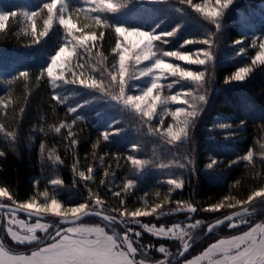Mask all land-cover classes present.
Listing matches in <instances>:
<instances>
[{"label":"trees","instance_id":"obj_1","mask_svg":"<svg viewBox=\"0 0 264 264\" xmlns=\"http://www.w3.org/2000/svg\"><path fill=\"white\" fill-rule=\"evenodd\" d=\"M49 1L0 0V11L17 13L0 29V187L7 188L11 199L18 203L36 200L44 194L56 195L66 203L97 198L103 207L94 209L114 215V209L135 210L160 204L157 213L139 219L156 225L180 220L192 224L207 222L190 234L194 250L183 256H179L181 243L176 238L154 236L142 229L139 236L130 232L137 257L152 262L165 258L163 261L168 264H180L216 239L242 231L225 223L205 234L213 218L225 215L238 205L237 201H247L254 191L264 188V65L252 66L250 55L237 54L249 36L256 32L264 34V0H237L219 18V29L213 23L209 25L211 22L203 16L195 18L209 29L207 39L211 38L210 48L217 52V57L206 65L186 64L194 71L205 72L204 88L193 82L173 86L179 91L194 90V96L188 97V111L192 110L191 104L201 103L193 97L204 94L206 102L189 129L188 138L171 143L157 128L158 119L123 112L120 103L114 101V107H109L108 97L98 90L70 85L64 90L65 95L56 91L45 68L61 44L63 32L55 25L45 38L38 36L47 18L43 5ZM65 1L71 9L81 4V0ZM171 1L178 6L186 3ZM26 11L39 13L35 17L36 37L25 18ZM94 14L102 17L100 25L95 23L94 15L87 19L79 13L75 19L81 27L87 25L85 31L95 33L100 56L96 63L103 69L116 59L115 25L167 31L179 23L185 25L187 18L163 1H139L125 9ZM199 29L192 20L163 46L168 51L184 52L203 47V43L185 44L189 39L200 38ZM238 39L242 43L234 44ZM241 66H252L253 71L244 81L225 83ZM21 72L28 76L21 77ZM54 95L60 100L53 99ZM70 107L75 112L70 113ZM221 124L227 128H221ZM105 130L110 133L107 141L102 135ZM113 130L119 131L111 135ZM132 145L137 146L136 151H132ZM248 151L253 153L251 161L242 159ZM129 155L148 163L133 166L127 161ZM170 179L182 181V187L169 185ZM52 180L61 183L53 185ZM128 180H133L134 185L126 189ZM117 192L120 195H114ZM217 204L223 207L211 210ZM183 205L196 211L183 209ZM248 206L251 211L246 216L250 221L245 228L264 220V199L255 198ZM51 218L43 219L53 222ZM111 224L124 231L120 224ZM3 240V248L11 253L34 249L32 242H17L6 232ZM159 246L168 253H160Z\"/></svg>","mask_w":264,"mask_h":264},{"label":"snow or ice","instance_id":"obj_2","mask_svg":"<svg viewBox=\"0 0 264 264\" xmlns=\"http://www.w3.org/2000/svg\"><path fill=\"white\" fill-rule=\"evenodd\" d=\"M183 2V0H182ZM95 5L99 3L102 7L99 9H93L95 11H116L118 6L112 3V0H92ZM186 3L191 5V7L197 13L202 14L207 20L215 24V27L219 29L221 27L218 19L222 16L224 10L228 9L233 3V0H215L214 6H209V0H205L204 4L193 3L192 0H186ZM43 9L47 11V18L43 21V31L38 33L39 37H44L48 34L53 26L54 17L58 16L59 25H61L68 36L73 37L75 46L83 47L89 41L95 40V33L84 34V32L78 28L77 24L73 22L72 17L65 15V8L61 4V0H50V2L43 5ZM39 13L37 11L25 12L24 15L27 17L28 21L32 25V34L34 37L37 36L36 21L35 17ZM17 15L16 12L6 13L0 12V29L5 28V22L9 20L10 16ZM95 23L100 25L102 17L96 15L94 17ZM176 29L172 32H165L156 34L155 32H146L140 29H129L124 26H115V32L123 37L125 42L122 46L121 40H117L115 49L119 57L118 60V74H112L111 79L117 82L119 85V96H114L112 99L123 101L125 107H132L137 112H139L143 117L151 120L157 113V105L167 104L168 102H176L188 104V100H181L182 95L191 96L190 92L181 93L177 92L174 95H169L161 98L160 92L163 88H172V83L167 85L161 83L162 80L167 77H176L179 80H187L195 83L198 88H204L205 84V72L204 71H193L188 68L182 67L178 63H171L163 58H159L157 53L153 51L154 42L163 41L167 42L166 37H171L175 34ZM75 32H80V35H74ZM131 37H135L132 40ZM195 41L189 40L185 41V44L194 43ZM202 43L211 46L212 40L204 39ZM242 43V40L238 39L234 44ZM75 46L70 51L68 45L61 46L56 54L51 58V62L46 68L47 76L52 79L53 87H56L55 81L63 80L64 82L75 83L82 86H86L92 89L103 90V82H97L92 79L91 82L80 76L79 78H73L71 80H66L64 78V69L67 64L71 61V58L75 56L76 50ZM253 47L259 48L255 55L251 59V65L256 66L264 65V38H261L258 45L255 40L252 42ZM245 48L241 47L238 54L245 53ZM164 57L175 58L176 60L186 62L187 64L195 65H206L214 59L213 52L208 49L197 51L196 53H188L182 51H166L162 54ZM195 56V58H193ZM203 57V58H201ZM129 61H134L135 65H140L142 62L154 61L149 66H145L139 69L138 74L136 71L131 73V78H142L151 75L152 82L149 87L143 89L138 95H127L125 99V87H126V76L129 75ZM252 66L239 67L231 76L227 77L225 83L244 81L249 74L253 71ZM21 77H27V72H21ZM53 99L60 100L58 95H54ZM194 100H198L199 106L193 103L190 105L191 111H187L184 107H177L175 111L171 113V116L178 118L181 114H184L185 119L180 122L182 126H175L170 124L164 133L169 138V142H182L186 140L189 136V129L194 125L196 118L200 110L202 109L204 103L206 102V95L202 94L198 97H193ZM75 108L70 107L68 111L70 113L75 112ZM78 118V117H77ZM221 128H227V125L221 124ZM60 128L56 131L60 132ZM119 130H113L114 132ZM9 135H11L9 133ZM103 138L107 141L110 137V133L105 130L103 133ZM132 151L137 150L136 145L131 146ZM3 153L0 152V156ZM253 157L252 151H248L247 155L242 159L251 161ZM127 161L133 166L146 165L147 161H142L139 158H135L132 155L127 156ZM215 161L208 165L211 169ZM183 167V165H181ZM92 171L91 168L88 170ZM80 176L83 177L84 173L81 172ZM53 185H58L61 183L60 180H52ZM169 185L174 186L176 189L182 187V181L176 179H170L167 181ZM134 185L133 180H128L125 188H131ZM114 195H120V193H115ZM0 197H8L11 199L9 191L5 187H0ZM255 198H264V188L254 191L248 196L247 201H237V204H246L252 202ZM95 203L99 205L101 201L96 199ZM123 203V202H122ZM233 207L234 205H229ZM20 209L31 214H46L52 213L57 216L67 217L71 214L72 222L78 220L82 215L89 214L88 205L86 203H80L77 206L68 207L65 211H62V205L60 201L56 198H52L49 203L38 204L35 200L31 202H26L21 204ZM223 207L222 204L215 205L211 210L215 211ZM161 209L160 204H156L150 211L142 210L137 208L131 212H122L121 216L131 217V222L140 224L139 217L149 216L157 213V210ZM191 212H195L196 209L189 206ZM248 209L244 208L243 212H247ZM15 212H12V216H15ZM99 215V213H96ZM163 214L162 212L160 213ZM241 215V213H233L232 217H226L228 220H232L235 216ZM106 220H115V217H104ZM16 223L15 220L12 221ZM23 224V221L20 222ZM199 221H197V224ZM222 223V221H217V224ZM236 224H229V227H237ZM36 227H43L39 223ZM143 227L149 232L154 233L156 236H169L175 235L173 229H168L167 231L161 227L156 229L155 227H149L148 225H143ZM178 227V226H177ZM214 226H209L211 231ZM132 232V229H128V233ZM9 233L12 235L13 239H16V233L12 232L9 228ZM128 233H125L123 237H118L116 235H106L103 229H88L82 227H69L64 230H58L53 239L55 243H49L45 247L39 248L37 251H33L30 256H17L6 252L3 245L0 244V264H137L134 259V254L137 249L133 247L132 241L129 239ZM139 236L140 233H135ZM32 239H35L34 237ZM120 243H117V240ZM17 242L23 243L24 241L18 240ZM126 246L127 251L122 250ZM188 244H184L183 247L186 250ZM166 250L164 247L159 248L160 253H164ZM183 255V252L180 253ZM205 256L210 258L212 264H264V225H256L250 231L245 232L243 235L234 236L231 239H221L216 243H213L208 250L204 253ZM219 257V259H216ZM140 264H143L141 261ZM188 264H194L193 261H189Z\"/></svg>","mask_w":264,"mask_h":264},{"label":"rangeland","instance_id":"obj_3","mask_svg":"<svg viewBox=\"0 0 264 264\" xmlns=\"http://www.w3.org/2000/svg\"><path fill=\"white\" fill-rule=\"evenodd\" d=\"M139 1L140 2L141 1H157V2H162L163 1L165 4H167L169 6L171 4L172 8L177 9L182 17H187L186 19H184L185 25H183V23H179L175 28H173L171 30H167V31H158L155 28L146 29V28H143V27H131V26H127V25H115V26H124V27L129 28V29H140V30H143V31H146V32H155L156 34L165 33V32H172L174 29H176L175 34L173 36L165 38L167 40V42H168L172 37L178 36L180 33H182V29L186 26V24L188 22H191L192 20H195L197 22L198 26L201 27V29H199V32H200L201 35H200V38H198V39H189V40L195 41L193 44H195V43L196 44H200V43L202 44V41L204 39H207V34H208L209 29L207 28L206 25H203V24L199 23V21H198V20H200L199 18L197 20L195 19L196 17H198V16L202 17L203 15L200 14V13H197L196 11H194V9L191 7V5H189L187 3H182L181 6H178L176 4H172L171 0H112V3L117 5L118 9H125V8L129 7L130 5H132V4L136 3V2H139ZM236 1L237 0H233V3H235ZM192 2L194 4L195 3L204 4L205 0H192ZM61 4L65 8V15L66 16L70 15L72 17L73 22L77 24L78 28L81 29L84 32V34H89V32L85 31L88 27H86L87 25L82 26V27L79 25V23L75 19L76 14L79 15V13H80L82 15H85V17L87 19H90V17H92L93 15L95 16V14H94L95 10H93V9H99V8L102 7L99 3H96L94 5L92 3V0H81V4L79 6L73 7L72 9L68 6V4H67V2L65 0H61ZM214 4H215V0H209V6H214ZM231 5L229 6V8L231 7ZM228 9H226V10H228ZM226 10H224V12ZM0 12H2V11H0ZM26 12L30 13L32 11H26ZM96 12H101V11H96ZM46 13H47V11H46ZM97 15H99V14H97ZM58 16H59V13L57 14L56 17H54L53 26L50 29V31L48 32V34L52 31V29H53V27L55 25L56 26L59 25ZM25 18H27V17H25ZM209 22H211V21H209ZM29 25H31L30 21H29ZM209 25H212V22ZM59 26L58 27L61 28V30L63 32V35L61 37V44L54 51V53L50 56L49 61H48V65L51 62V58L56 54V52L59 50V48L61 46H64V45L67 44L70 51L75 46L73 37L68 36L67 33H66V30L61 25H59ZM115 26H114V28H115ZM195 28L191 29V31H190L191 36H193L192 34H193V30ZM47 35H45L43 38H45ZM74 35H80V32H75ZM117 37H118L117 40H121L122 46H123V44L125 43L123 41V37H120L118 34H117ZM261 38H264V34L260 33V32H256L254 35L249 36L246 40H244V44H243L244 46H240V48L243 47L246 50L245 53H242V54H245L247 56L248 55L251 56L250 57V62H251L252 57L255 55L256 51H259L258 46L257 47H253L252 46V42H253V40H255L257 45H258V43H259ZM131 39L135 40L136 38L135 37H131ZM166 43L163 42V41L154 42L153 51H155L157 53V56L159 58L165 59L168 62L178 63L182 67H185V68H188L190 70H193V69L187 67V65H186L187 63L186 62L176 60L175 58L164 57L162 55L163 52L168 51V50L165 49L166 47L163 46V44H166ZM204 49L211 50L209 45L204 44L203 47H197V48L195 47V48L191 49L190 51H185V52L194 54L197 51L204 50ZM75 50H76L77 54L71 58V61L67 64V67L64 69V78L66 80H71L74 77L75 78H79L80 76H83V78H85L89 82H91L92 79H95L97 82L102 81L103 82V90H100V89H93V90H96V91L98 90V91H100V93L104 94V96L108 97L107 99L110 101L108 103L109 107H114V105H115V104H113V101H114V103L115 102L120 103L121 110H123V112H126L128 114L130 113L133 116H142L134 108H132L130 106L129 107H125V105L123 104L122 100L118 101V100L112 99V97L120 95L118 83L114 82L111 79V75L112 74H118V60H119V57H118V54H117V50L115 48H114V53H115V56H116L115 58L116 59H115V61L112 64L109 65V67H107V69H103V67H102V65L100 63H96L97 59L100 57L99 54L97 53L96 39L93 40V41H89L83 47L75 46ZM171 51H181V50L173 49ZM211 51L213 52V56H214L213 60H215L216 57H217V52L215 54L214 50H211ZM182 52H184V51H182ZM93 57L95 58L94 61H91L89 63V61H87V60H89V59H91ZM193 58H195V56H193ZM201 58H203V57H201ZM212 61H210V62H212ZM152 62H154V61H146V62H142L140 65H135L134 61H129V65H128L129 66V75L126 76L125 99H126L127 95H138V94L141 93V91L143 89H146L147 87L150 86V84L152 82L151 75H148V76H145V77H142V78L132 79L131 78V73L133 71H136L137 74H138L139 69H141V68H143L145 66H149ZM258 65L259 64H257L256 66H258ZM47 66H46V68H47ZM241 67H244V66H241ZM182 82H191V81L179 80V78H176V77H167L166 79L161 81V83H163L165 85H167L168 83H172L173 86L175 84H177V83L180 84ZM55 84H56V87H55L56 91L58 93L62 94V95L66 94L64 90H66V88L68 86H70V85L79 86V84L64 82L63 80H57V81H55ZM173 86H172L171 89H168L167 87H165V88H163L161 90L160 95H161L162 99L164 97H166V96L174 95L177 92H181V93L189 92V91L174 90ZM84 87H86V86H84ZM193 91L194 90L190 91V93L194 96V94H193L194 92ZM188 97L189 96H187V95H182L181 96V100L187 99L188 102H189V98ZM177 107H184L188 111L189 105L183 104V103H176V102H168L167 104H164V105H161V104L157 105V113H156V115H154L152 120L158 119L159 124L157 125V128L162 133H164V129H166L168 127V125H170V124L174 125V127L175 126H182V124L180 122H182L185 119L184 114H181V116L178 117V118H174V117L171 116V113L173 111H175V109ZM52 198H56L58 201H60V203L62 205V209H61L62 211H65L68 207L77 206L80 203H86L88 205V209L102 208L103 207V202L101 200H100L101 203L99 205H97L95 203L97 198L92 199L90 201H84V202H79V203H66V202H62L61 199L59 200L58 196H56V195L53 197V195L51 196L50 194H44V195H41L40 197H38L35 201L38 204L49 203ZM262 199H264V198H262ZM0 203H17V204L21 205V204L26 203V202L18 203V202L13 201L12 199H9L8 197H0ZM250 203H252V202H249V203H246V204H238L231 211L239 209V208H242V207H244L246 205H249ZM153 207H155V205L149 206V207H145V208H140V209L150 211ZM182 208L186 209V208H189V206L188 205H183ZM114 211L117 213V215L121 219H123L125 222H127L130 225V229H132V232L140 233L139 229L146 230L143 227V225H145V223H143V221L140 220L139 218L138 219L140 220L141 223L140 224H136V223H132L131 222V219H132L131 217L121 216L122 212H131L133 210L114 209ZM48 214L55 215V214H52V213H48ZM68 216H71V214L69 213ZM215 218H218V216H216ZM215 218H213V220ZM54 219L55 220H53V218H51V221H53V222H50V221H47V220H45L43 218L34 219V218H31V217H22L21 215H19L17 213L13 217L12 216V211L3 210L2 212H0V244H2V245L4 244L3 233L6 232L7 234H9L12 237V235L9 233V228H11L12 232L16 233V239H13V240L24 241L23 243H27V244L32 242L31 246L34 248V249H31L30 251L21 252V253H11V252L7 251L6 249H4L6 252H8V253H10L12 255H17V256H30L33 251H37L39 248L45 247L49 243H55L56 242L55 240L49 239V238L50 237H54L58 230H64V229H67L69 227H82V228H88V229H103L104 234H106V235H116L118 237H122V234L124 233V231H122V232L118 231L111 224V222L105 221L103 219H99L98 220V219H94V218H89V219L87 218V219H84L81 222H78V223L72 224V225H67V226H62L58 222L57 218H54ZM2 220H3V222H2ZM13 220H15L16 223H13L12 222ZM21 221H23V224L20 223ZM249 221L250 220H248V217L246 215H244V216H240L238 218H235V219H233L230 222H227V226L228 227H229L230 223L236 224V225H238L237 227H230V228H241L242 231H240V232L238 231V232L234 233V235H231V236H224V237H220V238L216 239L215 241L209 243L200 252L195 253V254L191 255L190 257H188L186 259H183L180 264H188L189 261H193L194 264H212V262L210 261V258L205 256L204 253L208 250V248L213 243H216L217 241H219L221 239H231L234 236L243 235L245 232L250 231L253 227H255L258 224L259 225H264V220H261V221H257L256 223L250 224V225H248V227L245 228V226L247 224H249ZM37 223H39L40 225H43V227H36ZM206 223H207L206 221H199V223L197 224V221H196L195 223L192 224V223H189V222H187L185 220H180L179 222H176V223H173V224L170 223V225H156V224H152V223L151 224H146V225H148L149 227H155L156 229H159V228L163 227L166 231L168 229H170V228L173 229L174 232H175V235H171L170 234L169 236H166V237L178 239L179 242L181 243V247H182L184 241L188 237L192 236L190 234L198 226H201V225L206 224ZM151 234L156 236L154 233H151ZM33 237L35 239H32ZM159 237H165V236H159ZM190 239L188 240V243H187L189 246H188L187 251L185 252L186 255L189 254L192 250H194L192 244H190V243H192V242H190ZM117 243H120L119 239L117 240ZM160 247H163V246H159V248ZM122 250L126 251V249L124 247H123ZM164 253L167 254L168 253L167 250ZM216 259H219V257H216ZM163 260H165V258H162V260H160L159 262H162ZM159 262H156V263L159 264ZM163 262H165V261H163ZM166 262H168V261H166Z\"/></svg>","mask_w":264,"mask_h":264},{"label":"water","instance_id":"obj_4","mask_svg":"<svg viewBox=\"0 0 264 264\" xmlns=\"http://www.w3.org/2000/svg\"><path fill=\"white\" fill-rule=\"evenodd\" d=\"M20 205L17 204V203H0V212H2L3 210H8V211H14L15 213L17 214H20L22 216H26V217H31V218H49V217H54V218H57L58 219V222L63 225V226H67V225H72V224H76L78 222H81L83 221L84 219L88 218V217H97V218H100V219H103L105 221H109V222H116L118 224H120L122 226V228L124 229V233L122 234V237L125 235V233H128V229H127V226L123 223V221L121 220V218L117 215H114V214H110V213H107V212H104V211H101V210H98V209H88L89 210V214L87 215H82L78 220H75V222H72V217L71 216H67V217H64V216H57V215H51V214H40L39 216L36 215V214H31L29 215V213L23 211L20 209L19 207ZM244 208H247L248 211L245 213L243 212V209ZM250 208L248 205L242 207V208H239V209H236V210H233V211H230L228 213H226L225 215H222L218 218H215L214 220H212L206 227V232L205 234H208L210 232L209 230V226H214L213 228L215 227H218L222 224H225L227 222H230V220L226 219V217H232L233 213H241V215H237L235 216L233 219L235 218H238L240 216H244L246 214H248L250 212ZM96 213H99V215H97ZM104 217H115L116 219L115 220H106L104 219ZM232 219V220H233ZM231 220V221H232ZM217 221H222V223H219L217 224ZM212 228V230H213ZM211 230V231H212ZM129 235V239L132 241L131 237H130V234L128 233ZM190 239V237H188L184 243V244H187L188 243V240ZM133 243V241H132ZM192 244V243H190ZM133 247L136 248V246L134 245L133 243ZM124 248L126 249L127 251V248L126 246H124ZM137 249V248H136ZM188 249V248H187ZM187 249L185 250L184 247L182 246L181 247V250L179 252V256H183L185 254V252L187 251ZM183 252V255H180V253ZM137 253H138V250L137 252L134 254V259L135 261L137 262V264H140V262L142 261L143 264H157L156 262H152L150 260H146V259H143V258H138L137 257ZM162 264H168L166 261L163 262Z\"/></svg>","mask_w":264,"mask_h":264}]
</instances>
